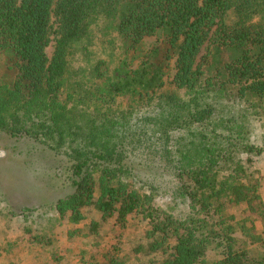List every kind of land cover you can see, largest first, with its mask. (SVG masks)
<instances>
[{
	"label": "trees",
	"instance_id": "obj_1",
	"mask_svg": "<svg viewBox=\"0 0 264 264\" xmlns=\"http://www.w3.org/2000/svg\"><path fill=\"white\" fill-rule=\"evenodd\" d=\"M259 126L264 0H0V133L50 148L74 234L142 219L133 259L264 264Z\"/></svg>",
	"mask_w": 264,
	"mask_h": 264
},
{
	"label": "rangeland",
	"instance_id": "obj_2",
	"mask_svg": "<svg viewBox=\"0 0 264 264\" xmlns=\"http://www.w3.org/2000/svg\"><path fill=\"white\" fill-rule=\"evenodd\" d=\"M154 41L153 37L147 39L145 48L150 49ZM53 46L54 41L47 49L49 56ZM256 132L257 141H263L264 126H259ZM50 153V148L41 143L0 133V264H88L101 260V255L114 251V247L118 252L121 250L119 254L126 255L128 238L144 233L147 221L131 222L128 236L120 235L123 229L117 230L112 222L104 224L97 237L84 235L88 230L86 222L84 230L74 234L75 227L68 217L60 216L53 207L57 193L55 180L51 178ZM60 158L66 164V157ZM255 166L264 175V155ZM261 181L264 183V178ZM154 203L184 217V210L177 209L164 196L157 197ZM24 207L30 210L19 213ZM126 256L130 258L128 264H148L153 255L144 249L136 259L131 253Z\"/></svg>",
	"mask_w": 264,
	"mask_h": 264
}]
</instances>
